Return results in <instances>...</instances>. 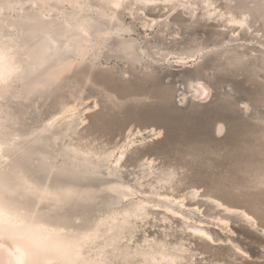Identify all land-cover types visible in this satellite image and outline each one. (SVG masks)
Instances as JSON below:
<instances>
[{
    "label": "rangeland",
    "instance_id": "obj_1",
    "mask_svg": "<svg viewBox=\"0 0 264 264\" xmlns=\"http://www.w3.org/2000/svg\"><path fill=\"white\" fill-rule=\"evenodd\" d=\"M83 3L86 6L81 9ZM132 7V12L128 9L113 12L105 8L100 15L95 0H79L78 3L73 0H0V19H4L5 25L0 30V39L6 42L5 39L10 38L14 45L22 46L24 38L7 24L10 20L11 24L18 22L34 9L59 21L75 22L85 15L98 18L86 45L79 37L52 36L55 42L50 65L72 60L70 66L55 80L47 72L49 64L41 68L31 79L33 83L48 81L49 85L36 89L31 95L27 94L29 85L24 81L13 84L8 89L9 99L0 101V122L10 121L13 135L31 139L62 110L63 104L75 103L74 131L66 133L56 128L55 138L51 134L41 135V146L50 158L60 160V155L74 146L97 154L113 150L117 155L124 146L131 147L133 141L123 181L141 190H148L153 184L159 193L178 198L196 190L195 199L185 200L193 208L191 218L195 223L201 221L216 240L207 246L193 238L181 221L173 217L165 223L149 218L137 237H161L166 233L172 241H179L181 237L189 244L195 259L205 256L219 261L218 264H264V236L243 219L230 217L227 225L220 224L213 217L227 215L222 207L212 202L246 208L264 220V198L257 196L248 201L218 198L210 190L213 182L201 169L220 170L226 176L234 174L239 168L258 162V148L234 150L224 155L206 152L202 155L201 168H193L188 179L182 178L186 171L183 156L189 147H235L252 131L237 105L258 99L260 95L259 87L250 83L253 78L245 64L247 58H253L259 80V53L264 51L260 45L263 23L250 16L249 27H239L202 17L200 8L191 17L188 12L171 8L168 3L150 4L141 9L137 4ZM214 7L224 12L225 0H217ZM235 14L240 17L239 13ZM109 15L117 18L118 23L110 21ZM152 19L169 21L168 27L161 31L162 26L154 25ZM103 32L105 37L101 35ZM120 41L130 46L122 48ZM81 47L86 48L83 57L79 55ZM234 60L244 63L225 69ZM196 80L209 86L211 98L209 94L204 98L196 95L191 86ZM218 123L225 126H216ZM220 136L223 137L217 138ZM31 157L30 170L34 172L37 160L34 155ZM150 160L154 174L145 168ZM65 163L58 161L52 173L57 170L55 175L80 183L110 179L107 161L79 169H72L68 162ZM161 171H172L174 181L170 185L156 181ZM134 179H138L142 187L135 184ZM150 199L157 201L158 196ZM124 204L115 195H104L86 212L95 219L121 209ZM65 209L64 213H73L72 209ZM155 216L160 218L158 211ZM70 221L77 224L80 219L72 216ZM232 243L246 255L236 253L237 248Z\"/></svg>",
    "mask_w": 264,
    "mask_h": 264
},
{
    "label": "bare ground",
    "instance_id": "obj_2",
    "mask_svg": "<svg viewBox=\"0 0 264 264\" xmlns=\"http://www.w3.org/2000/svg\"><path fill=\"white\" fill-rule=\"evenodd\" d=\"M73 1L78 3L79 0ZM95 1L99 6V14L105 8H110L113 12L119 9H128L132 12L133 4L140 6V9L155 3L166 4L165 0H143L142 3L138 2V0H120L122 4L129 6L114 8L111 7V4L116 3L117 0ZM216 2L217 0H195L196 6L194 8L181 9L193 17L196 15V9L200 8L202 17L215 18L231 25H238L239 27H249L250 15L248 12H253V17L259 19L260 9L256 8L253 10L248 8V5L249 3L258 4L261 0H233L234 5L238 2V8H228V0H225L224 12L217 11L214 7ZM85 6L86 4L83 3L80 7L84 9ZM239 8L246 9L247 11L240 12ZM38 11V9H34L31 14L23 16L20 19L21 21L12 22L11 24L10 20L7 24L12 25L15 31L24 38L22 46L16 43L14 45L11 39L7 38L5 39L6 42L0 39V48H4L6 45L10 50L11 47L16 48L11 50L15 54L16 61L22 62L27 60L28 63L34 66V74L49 64L46 67L48 69L47 72L55 80L70 66L72 60L64 64L52 66L50 65L52 51L42 60L36 57L33 50L46 35L53 41L49 47L52 49L54 47L55 39L52 38L54 35L46 33L45 30L49 27L55 29V37H79L80 41L86 45L88 41L90 42V31L98 23V18L93 15H85L75 22L59 21L58 19L49 18L47 15H43V13L41 15ZM235 13H239L240 17H237ZM108 19L116 24L119 21L113 15L108 17ZM3 20L0 19V30L5 26ZM151 21H154V25L162 26L161 31L168 27L169 24V21L166 20L156 22L155 19H152ZM233 21L237 22L234 23ZM37 32H40L42 35L38 37ZM101 35L105 37L106 33L103 32ZM29 40L31 41L30 44L28 43ZM11 43L13 44L11 45ZM120 46L128 48L130 44L120 41ZM85 49V47L80 48V57L85 55ZM191 86H193L199 98L207 97L210 92L209 86L200 80H196ZM76 108L75 103L63 104L62 110L40 129L37 136L35 135L31 139H20L18 135L14 150L11 152V157L8 154L0 155V189L6 185H10L14 193L11 197L12 202L32 208L37 214L35 225L25 233L28 240L46 250L52 256L69 262L77 256V253H81L89 256L96 264H105L106 260L112 258L109 256V253L121 254L122 251L127 252L129 248H135L139 245L148 248L153 259L159 260L160 264H174L177 260L181 264H195L194 250L189 244H185L181 237L179 241L168 239L169 235L166 233H163L161 237L148 235L137 237V232L147 220H150L149 218L165 223L169 222L170 218L173 217L181 221L182 226L189 231V234L193 238L204 242L207 246L216 240L213 233L201 221L195 223L191 218L193 208H190V205L185 200L186 198H189V200L195 199L197 197L196 190L178 198L168 193H159L153 184L149 185L148 190H141L123 181L125 162L127 154L131 151L133 141L130 142L131 147L124 146L117 155L114 154L113 150L107 151L104 154H97L96 152L82 150L74 146L66 149L65 153L60 155V160H58L57 157L50 158L47 155L48 152L45 153L43 151L41 135L51 134L55 138L57 134L56 128L63 129L66 133L74 131L73 124L76 118ZM32 155L37 160V167L34 172L30 170ZM58 161L64 165L67 164L65 162H68L72 169L95 166L99 162L107 161L110 163L107 168L110 179L106 182L80 183L62 178V175H55L58 172L57 170L52 173L57 168L56 164ZM145 168L149 173H155L152 160L147 163ZM173 176L172 171H161L157 174L156 181H162L170 185L174 181ZM138 179H134V182L142 187V183ZM104 195H115L117 199L125 202V204L119 210L101 215L99 218L91 219L90 215L86 212L87 208L95 204ZM153 195L158 196L157 201L150 199ZM212 202L217 207H222L227 215L225 218L221 216L213 217L220 224L227 225L230 217L242 219L240 214H243L245 210L223 206L220 202ZM52 203L57 204L63 213L62 217H57L55 220L42 211ZM67 207L70 210L72 209V214L67 212L70 213L69 215L63 212ZM196 209H199V207H196ZM155 211H158L160 215L159 219H156ZM72 216L78 220L80 219V222L77 224L72 223L70 221ZM82 220L87 221L82 222ZM56 225H59V227ZM61 228L63 231H61ZM200 233L204 235H200ZM209 237L211 239H208ZM129 241H131L130 245ZM146 241L155 242L156 247H151L150 244H146ZM125 245H129V248H125ZM232 245L236 247L233 243Z\"/></svg>",
    "mask_w": 264,
    "mask_h": 264
},
{
    "label": "clouds",
    "instance_id": "obj_3",
    "mask_svg": "<svg viewBox=\"0 0 264 264\" xmlns=\"http://www.w3.org/2000/svg\"><path fill=\"white\" fill-rule=\"evenodd\" d=\"M25 68H27V64L17 62L15 54L8 46L0 48V89L11 88L13 84L19 81V77ZM250 83L259 87L260 95L258 99L240 102L237 105L244 119L252 126V131L246 135L241 143L235 147L223 145L192 146L187 149L183 156L186 171L182 178L188 179L193 168H201L202 155L206 152L224 155L234 150L244 151L249 147L258 148V162H254L247 168L241 167L234 174L226 176L220 170L201 168L206 171L214 184L210 190L221 199L248 201L257 196L264 198V192L251 185L252 176L264 172V88L258 82L252 81ZM211 96L212 91L210 90L209 97L211 98ZM218 125L225 126L224 123H218L216 126ZM234 175L236 178H233ZM42 211L53 220L63 216L60 207L55 203L46 206ZM36 215L32 208L14 204L11 198H6L4 193L0 192V264H96L89 256L81 253H77L71 262L65 261L31 243L25 233L35 225ZM56 226L59 227V225ZM61 231H63L62 228ZM255 231L264 236V233L257 229ZM130 244L131 241H129ZM146 244L156 247L155 242L146 241ZM129 245H125V248H129ZM109 256L112 258L106 260L105 264H160L159 260L153 259L148 248L139 245L135 248H129L127 252L122 251L121 254L109 253ZM174 264H181V262L177 260Z\"/></svg>",
    "mask_w": 264,
    "mask_h": 264
},
{
    "label": "snow or ice",
    "instance_id": "obj_4",
    "mask_svg": "<svg viewBox=\"0 0 264 264\" xmlns=\"http://www.w3.org/2000/svg\"><path fill=\"white\" fill-rule=\"evenodd\" d=\"M138 2L142 3L143 0H138ZM166 3H169L171 5V8H185V9H191L194 8L195 0H165ZM238 2L234 5L233 0H228L227 7L228 8H238L237 7ZM127 4H122L120 0H117L116 3L111 4V7L114 8H121V7H128ZM171 8L169 10H171ZM248 8L250 9H256L259 8V19L262 23H264V0H261L260 3H249ZM240 12H246V9L239 8ZM248 14L253 18V12H248ZM247 18V17H246ZM234 23L237 21H233ZM243 26V25H242ZM46 33H52L53 35L56 34V30L49 27L45 30ZM261 35H260V45L262 48H264V27L260 29ZM53 43V41L48 37V35L45 36L43 40H41L40 44L33 50L36 54V57L38 59H43L47 57L48 53L52 51V48L49 46ZM7 46V45H6ZM253 58H247V64H245V67L249 70L250 75L253 78V82H258L262 88H264V51H261L259 53V64H258V75L260 77L259 80L256 79L257 77V65L252 63ZM23 63L27 64V68L23 71L22 75L19 77V81H24L28 87L27 94L31 95L33 91L40 87H48L49 82L48 81H41L33 83L32 77L35 72V68L32 64L28 63L27 60L22 61ZM243 61L240 60H234L230 65H226L225 69L228 68H235L240 66ZM9 99L8 89H0V101ZM110 99V98H109ZM10 121H3L0 122V155L8 154L11 155V152L14 150V146L16 144V141L18 137H15L10 128ZM251 185L254 188H259L262 192H264V172H259L252 176L251 178ZM0 192L4 193L6 198H11L13 196V191L11 190L10 185H6L4 188L0 189ZM241 218L248 224L254 225L255 229L260 231L261 233H264V220L259 219L255 214L250 213L246 208L245 212L243 214H240ZM200 235H204L203 233H200ZM208 239H211L209 237ZM235 252L241 255H246L245 253H242L239 248L235 249ZM219 261L215 259H206L205 256L203 257H197L195 264H218Z\"/></svg>",
    "mask_w": 264,
    "mask_h": 264
}]
</instances>
